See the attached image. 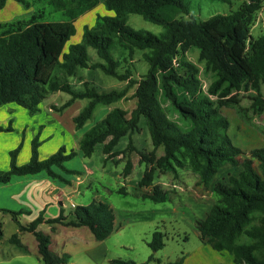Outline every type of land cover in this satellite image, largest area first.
Returning a JSON list of instances; mask_svg holds the SVG:
<instances>
[{
    "label": "trees",
    "instance_id": "16d2710c",
    "mask_svg": "<svg viewBox=\"0 0 264 264\" xmlns=\"http://www.w3.org/2000/svg\"><path fill=\"white\" fill-rule=\"evenodd\" d=\"M7 1L0 0V9ZM14 1L29 5L26 0ZM191 1L105 0L106 9L113 14L98 15L93 26H84L81 40L71 44L68 43L77 33L75 22L96 8L100 0H58L57 6L66 11L68 21L47 22L35 13L26 20L0 23V106L18 105L35 115L46 98L65 92L71 98L61 107H55L58 112L78 100H89L73 119L76 129L81 130L98 105L109 106L126 99L134 86L137 99L131 113L114 108L85 132L79 152L61 146L56 153L40 159L38 134L32 140L29 162L19 165L18 153L23 146L20 143L10 151V166L7 171H0V183L6 184L13 177L45 173L64 185H71V177H80L82 173L69 168L67 162L78 155L89 158L97 144H104L107 158L120 156L122 151L114 152V148L122 137L140 132L143 117L153 145L149 153L138 151L140 163L146 165L139 186L152 188V193L144 194L143 198L166 202V191L154 184L158 170L176 175L179 169L188 167L199 175L202 184L209 186L222 167L241 166L239 174L230 177L229 185H216L219 198L206 217L197 222V228L203 244L228 253L234 264H264V149H255L251 157L241 158V149L228 135L230 122L220 111L223 106L245 111L242 98L247 93L253 113H264V33L258 37L252 34L256 15L264 9V0H211L242 3L230 14H216L207 20H197L190 14ZM131 14L162 26L163 34L134 29L128 24ZM90 48L96 51L100 62L90 64ZM135 49L148 50L144 58L149 68L139 81L132 79L129 70L118 72L119 62L114 55L115 50L120 54L128 51L131 55ZM192 50L198 51L203 73L212 78L207 91L203 88L202 70L187 57ZM79 68L100 69L127 81V85L122 90L100 92L85 82V89L77 91L67 77L75 76ZM13 130L12 121L7 126L0 125V133ZM160 148L164 153L158 156ZM127 149H133L132 138ZM132 168L133 163L128 160L124 177L131 174ZM3 211L11 213L20 231L35 236L45 264H66L69 255L60 256L52 251L51 236L39 230L41 224L87 227L97 241L107 239L115 226L113 209L98 201L77 206L69 221L62 207L59 217L45 219L42 213L28 225L19 222L18 216L23 212ZM243 236L248 241L239 242ZM164 237L162 231L154 232L149 243L154 252L164 248ZM10 241L23 247L17 233ZM153 260L151 255L145 264ZM184 260L183 256L170 264H183ZM112 263L136 264L122 260Z\"/></svg>",
    "mask_w": 264,
    "mask_h": 264
},
{
    "label": "rangeland",
    "instance_id": "374dc122",
    "mask_svg": "<svg viewBox=\"0 0 264 264\" xmlns=\"http://www.w3.org/2000/svg\"><path fill=\"white\" fill-rule=\"evenodd\" d=\"M26 1L29 5L8 0L6 6L0 9V23L26 20L35 13L41 14L42 20L47 22L69 20L66 11L63 8H58L56 3L58 0ZM104 1L100 0L96 8L78 18L76 22L77 33L68 44L78 43L81 40L84 26H93L98 15L109 13ZM241 3V1L224 3L211 0H192L190 14L197 20H207L216 14H230L237 10ZM128 24L136 30L151 32L158 36L164 32L162 26L146 21L137 14L129 16ZM263 33L264 9L256 15L252 26V34L255 37ZM119 52V50L114 51L115 58L119 62L118 72L125 73L129 70L132 79L139 81L149 68L144 58V53H147L148 50L135 49L131 55L128 51L124 54ZM88 54L90 64L101 61L94 49L90 48ZM187 57L202 70L203 88L207 91L212 78L203 73V65L198 62V51H190ZM67 80L72 86L74 85L73 88L77 91L85 89V82L88 83L89 87H95L100 92L123 89L127 85V81H120L105 74L100 69L79 68L75 76L67 77ZM135 90L136 87H132L127 98L115 106L130 112L135 107ZM262 94L264 97V84H262ZM247 95L245 93V97L242 98V106L246 112L244 110L240 112L238 107L223 106L220 109L222 115L230 122L228 135L233 143L241 149L243 153L241 158L251 157V152L255 149H264V113L261 115L253 113L252 102ZM69 98L70 95L65 92H57L46 98L42 105L51 104L54 107L53 104L57 103L62 106ZM88 102L87 99L78 101L79 104L76 108L70 112L66 111L68 112L67 115L76 112L79 114ZM105 108L102 104L98 105L93 116L82 130L88 131L102 120ZM19 109L23 110L24 108L19 107ZM39 118L42 119V123L51 120L46 113H43ZM139 125L140 132L122 137L114 148V152L122 151L120 157L107 158L108 155L103 152L104 144H97L89 158L78 155L67 165L71 169L80 171L82 175L79 177V183L76 182L71 188L73 190L71 197L65 196L63 208L65 215H67L66 221L73 218V212L76 209L71 207V203L77 206H87L93 201L103 202L108 204L115 214L113 233L104 241H97L87 227L75 228L59 223L53 226L44 223L39 227V230L51 236L52 251L60 256L69 255L71 259L68 264H113L114 260L145 264L151 255H154V260L149 264H156L158 261L161 264H170L183 256L185 257L183 264H233L230 258L220 256L209 245L202 243L197 222L204 219L217 202L219 196L215 191L216 185L218 183L229 185L230 177L237 176L242 167L230 164L222 167L209 186L202 184L199 175L188 167L179 169L176 175L158 170L154 184L161 186L166 191L167 200L163 203H156L150 199H144L143 195L152 193V188L139 186L146 165L140 163L141 157L138 151L149 153L153 150V145L145 118H141ZM12 136L14 137L10 139V143H22L21 139L17 140L15 135ZM21 137L22 134L19 135V138ZM131 138L133 149H127ZM67 140L71 141L69 136L61 135L58 132L53 142L60 145L54 153L61 146L66 147V145L68 151L75 150V147H71L73 143H69ZM39 141L41 142L40 147L43 146L41 151L39 148V153L46 154V142L40 139V135ZM19 144L12 150L17 149ZM76 149L79 152V146ZM22 151L23 146L18 157ZM163 153V148H160L157 155L161 156ZM131 159L135 165L131 174L125 178L124 168L127 161ZM257 164L258 162L255 161L256 166ZM121 189L125 192H119ZM32 221L33 219L29 217H23V224ZM157 230L165 234V246L163 249L154 252L149 243ZM16 232L17 227L12 219H4L3 237L0 240V264H45L39 257L38 242L33 234L24 233L20 235L24 244L23 249L9 242L11 236ZM244 241H248L245 236L239 239V242ZM203 246H205L204 249H202Z\"/></svg>",
    "mask_w": 264,
    "mask_h": 264
},
{
    "label": "crops",
    "instance_id": "0c3cea01",
    "mask_svg": "<svg viewBox=\"0 0 264 264\" xmlns=\"http://www.w3.org/2000/svg\"><path fill=\"white\" fill-rule=\"evenodd\" d=\"M110 14H113V13L109 12L108 15ZM76 22H75V25H76ZM116 90H122V89L120 88ZM123 100L124 99L120 100L117 103H120ZM78 101L72 104L69 108L65 109L64 110L65 113L58 112L55 109V107H61L57 103L53 104L54 107L51 106V104H47L44 106L41 105L40 112H39L40 114L38 113V115L37 114L29 115L28 111L25 108L23 110H20L19 109L20 106L18 107V105L0 106V125L7 126L9 122L12 121V126L14 128L12 132H1L0 133V171H7L9 169L10 151L19 144V142L16 144L10 143V139L14 137L12 135H15L17 137V140L18 139L22 140L23 151L17 158L19 165H23L29 162L30 157H31L32 140L38 134L40 135V139L43 140V142H46L45 146L47 147L45 151L46 154H43V153L41 154L40 152V159H45L49 157L57 150L60 144H56V142H53V140L55 139L58 132H60L61 135L69 136L71 141L67 140V142L73 143L71 144V147H75L74 149L77 150L76 147L79 146V143L84 133L87 130L86 131L82 130L83 128L81 130L76 129L73 119L74 117L78 115L76 114L77 112L75 114L72 113L71 115H67V113L70 112V110H73L74 108L77 107V105L79 104ZM117 103L109 105V106H105L106 108L104 109L105 111H104L103 118L114 108H117V107L121 108L119 106H115ZM136 104H137V99L135 101V107L133 109L136 108ZM20 108H23V107H20ZM124 110L127 111V109H124ZM131 111L129 113H131ZM43 113H46L47 117L51 120H49L48 122L42 123V119L39 118V116H42ZM37 117L38 119H36ZM20 124L21 126H18ZM49 124H53V125L50 126ZM20 134H22L21 138H19ZM42 147H40V151L42 150ZM132 163H133V168H134L135 163L133 161ZM67 165H68V162H67ZM71 180H72L71 185H64L58 182L57 180L50 178L45 173H39L35 175L13 177L12 180L6 184L0 183V225L2 226V230H3V220L4 219L11 218L12 221L14 222L11 213L5 212L3 210L23 212V214H20L18 216L19 222L22 225L29 224V223L23 224V217L25 218L29 217L35 220L42 213L44 214L45 219H53V218L59 217L61 213V208L59 207L63 208V202L65 199V196L71 197V194H73V190L71 188L75 185L76 182L79 183L78 181L79 177L72 176ZM64 216L67 217V215H65V212H64ZM14 223L16 224V227H17L16 233L18 234L20 240H21L20 238L21 234H24V233L32 234L29 232L20 231L19 225L16 222ZM41 225H44V224H41ZM2 237L0 238V240L2 239ZM9 242L11 243L10 239H9ZM19 248L23 249V247H19ZM204 248L205 246L202 247V249ZM24 251L28 253L26 250ZM215 253L219 254L220 256H226L230 258L233 262L232 256L229 255L228 253H220L217 251H215ZM70 259L71 257L69 258V261ZM69 261L66 264H68Z\"/></svg>",
    "mask_w": 264,
    "mask_h": 264
},
{
    "label": "built area",
    "instance_id": "2783aa9c",
    "mask_svg": "<svg viewBox=\"0 0 264 264\" xmlns=\"http://www.w3.org/2000/svg\"><path fill=\"white\" fill-rule=\"evenodd\" d=\"M71 207L72 208H77V205H75L74 203H71Z\"/></svg>",
    "mask_w": 264,
    "mask_h": 264
}]
</instances>
